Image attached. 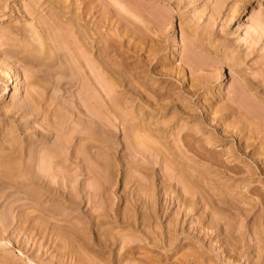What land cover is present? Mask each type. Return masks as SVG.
I'll use <instances>...</instances> for the list:
<instances>
[{
	"label": "rangeland",
	"instance_id": "374dc122",
	"mask_svg": "<svg viewBox=\"0 0 264 264\" xmlns=\"http://www.w3.org/2000/svg\"><path fill=\"white\" fill-rule=\"evenodd\" d=\"M0 264H264V0H0Z\"/></svg>",
	"mask_w": 264,
	"mask_h": 264
},
{
	"label": "bare ground",
	"instance_id": "6f19581e",
	"mask_svg": "<svg viewBox=\"0 0 264 264\" xmlns=\"http://www.w3.org/2000/svg\"><path fill=\"white\" fill-rule=\"evenodd\" d=\"M76 27H77V26H76ZM76 29H77V28H76ZM76 29H75V30H76ZM77 31H78V30H77ZM82 31H84V30H82ZM58 33L60 34V32H58ZM62 33H63V32H62ZM79 33H81V31H80ZM48 34H49V33H48ZM56 34H57V33H56ZM68 34H70V32H69ZM77 34H78V33H77ZM57 35H58V34H57ZM66 35H67V34H66ZM80 35H81V34H80ZM84 35H85V34H84ZM55 36H56V35H55ZM71 36H73V35H71ZM71 36H70V37H71ZM88 36H89V35H88ZM50 37H51V35H50ZM58 37H61V35L58 36ZM58 37H57V39H58ZM62 37H63V35H62ZM80 37H81V36H79L78 39H80ZM82 37H83V36H82ZM48 38H49V37H48ZM54 38H55V37H54ZM76 38H77V37H76ZM85 38H86V37H85ZM85 38H81V41H82V39H85ZM87 38H88V37H87ZM61 39L64 40V38H61ZM50 40H51V39H50ZM53 40H54V39H52V41H53ZM55 40H56V38H55ZM56 41H57V40H56ZM58 41H59V40H58ZM60 41H61V40H60ZM64 41H65V40H64ZM81 41H80V42H81ZM62 42H63V41H61L60 44H59V42H58V46L61 45ZM65 42H67V41H65ZM86 42H87V40H86ZM54 43H56V42H54ZM68 43H69V42H68ZM83 43H84V42H83ZM50 44H51V42H50ZM51 45H53V44H51ZM55 45H56V44H55ZM62 45H65V44L62 43ZM62 45H61V47H62ZM89 45H90V44H89ZM83 46H85V43H84ZM46 47H47V46H46ZM56 47H57V46H56ZM61 47L59 46V48H61ZM64 47H65V46H64ZM89 47H90V46H89ZM171 47H173V48H172V50L169 52V56H173V55L175 56V54H177V53L180 51V45L178 44V42H177L174 38L172 39V46H170L169 49H171ZM59 48H57V49H59ZM52 49H54V48H52ZM61 49H62V48H61ZM90 49H91V48H90ZM33 50H34V49H33ZM44 50H45V49H44ZM46 50H47V49H46ZM81 50H82L81 52L83 53V49H81ZM84 50H85V49H84ZM35 51H36V50H35ZM50 51H51V50H50ZM85 51H86V50H85ZM85 51H84V52H85ZM50 53H51V52H50ZM50 53H49V54H50ZM84 54H85V53H84ZM54 55H55V54H54ZM48 56H49V55H48ZM59 56H60V55H59ZM80 56H81V55H80ZM46 57H47V56H46ZM50 58H52V57H50ZM57 58H58V57H57ZM83 58H84V57H83ZM48 59H49V58H48ZM63 59H65V58H63ZM31 60L34 61V58H31ZM31 60H30V61H31ZM56 60H57V59H56ZM59 60H60V57H59ZM85 60H86V58H85ZM24 61H25V60H24ZM27 61H28V60H27ZM30 64H32V63H30ZM30 64L28 63V66H30ZM33 65H34V64H33ZM58 65H59V64H58ZM28 66H27V67H28ZM30 68H31V67H30ZM67 68H68V67H67ZM70 68H71V67H70ZM47 69H48V68H47ZM68 69H69V68H68ZM31 70H32V69H31ZM64 70H65V69H64ZM65 71H66V70H65ZM69 72H70V71H69ZM48 73H49V72H48ZM36 74H37V73H36ZM49 74H51V72H50ZM70 74H72V73H70ZM36 77H37V76H36ZM52 77H53V76H52ZM57 77H58V76H57ZM70 77H71V76H70ZM72 77H73V76H72ZM45 79H46V78H45ZM71 79H72V78H71ZM42 80H43V79H42ZM49 80H50V78L48 77V81H49ZM51 80H52V79H51ZM53 80L55 81V79H53ZM48 81H47V82H48ZM54 81H53V82H54ZM48 83H49V82H48ZM56 83H57V81H56ZM56 83L54 82L53 84H56ZM62 84H63V83H62ZM60 85H61V84H60ZM60 85H59V86H60ZM52 86H54V85H52ZM54 87H55V86H54ZM54 87H53V88H54ZM16 88H17V91H18V90L20 89V86H19V87H16ZM142 132H143V131H142ZM148 135H149V134H148ZM146 139H147V138H146ZM140 140H141V139H140ZM143 140H144V139H143ZM143 140H142V141H143ZM155 140H156V139H155ZM152 142H153V141H152ZM148 143H149V142H148ZM143 144H145V143H143ZM144 146H146V145H144ZM149 146H150V145H149ZM147 147H148V146H147ZM109 170H111V169H109ZM189 176H190V175H189ZM187 177H188V176H187ZM188 179H189V178H188ZM189 180H191V179H189ZM191 181H192V180H191ZM192 183H193V182H192Z\"/></svg>",
	"mask_w": 264,
	"mask_h": 264
}]
</instances>
